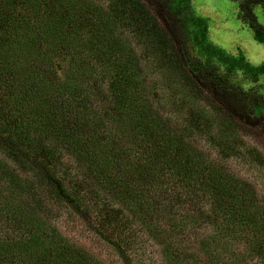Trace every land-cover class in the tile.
Segmentation results:
<instances>
[{
  "label": "trees",
  "instance_id": "16d2710c",
  "mask_svg": "<svg viewBox=\"0 0 264 264\" xmlns=\"http://www.w3.org/2000/svg\"><path fill=\"white\" fill-rule=\"evenodd\" d=\"M153 1L166 55L210 108L222 139L241 129L264 149V113L255 111L264 97L191 57L177 15L166 0ZM263 4H240L261 35L252 6ZM132 25L95 0H0V174L7 181L0 182V264H101L45 218L34 184L77 211L85 199H99V221L117 233L114 201L161 246L167 264H264V208L254 188L192 145V123L178 129L152 106L125 32ZM63 154L84 173L67 175ZM197 224L210 232L191 253L180 239Z\"/></svg>",
  "mask_w": 264,
  "mask_h": 264
},
{
  "label": "rangeland",
  "instance_id": "374dc122",
  "mask_svg": "<svg viewBox=\"0 0 264 264\" xmlns=\"http://www.w3.org/2000/svg\"><path fill=\"white\" fill-rule=\"evenodd\" d=\"M170 12L178 17L191 57L204 66H214L220 75L228 76L230 82L243 90H254L264 97V34L249 26L240 4L242 0H166ZM102 8L114 9L118 16L133 23L125 30L128 42L139 60V69L145 79L149 100L156 111L170 125L178 129L194 126L189 141L211 160L224 166L230 173L248 182L264 208V149L251 134L243 130L222 135L209 118L210 108L200 96L194 95L183 83L176 65L166 55L167 33L153 0H95ZM257 22L264 27V4L252 6ZM230 58L233 62L218 59ZM58 75L63 76L65 62L58 63ZM264 113V105L256 107ZM210 114V115H209ZM209 118V120H208ZM196 119V122H195ZM208 121H205V120ZM212 122V124H210ZM202 125V126H201ZM199 128V130H197ZM233 144V152L221 154V149ZM234 139V140H233ZM5 147L0 143V159ZM63 169L67 175L83 174L75 161L66 154L62 156ZM66 171V170H65ZM0 174L2 183L7 182ZM5 180V181H4ZM35 181V180H33ZM42 203L44 216L71 245L82 249L101 264H125L120 250L129 258V264H167L159 246L147 230L132 214L114 201L111 205L120 214L121 225L109 226L102 221V201L87 198L81 211L64 202L49 197L45 188L33 185ZM102 198H108L102 196ZM109 199V198H108ZM31 201V199L29 198ZM99 201V203H98ZM93 204V205H92ZM107 221V220H106ZM127 224V225H126ZM164 229L167 225L162 226ZM185 234L180 242L190 252L198 248L201 236L210 232L209 226H200ZM110 235L107 236V234ZM116 233V234H115ZM251 259L242 264H259Z\"/></svg>",
  "mask_w": 264,
  "mask_h": 264
}]
</instances>
